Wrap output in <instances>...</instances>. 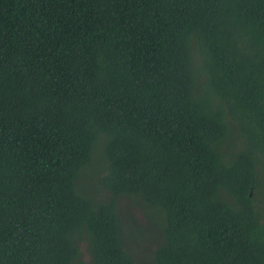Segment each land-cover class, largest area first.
<instances>
[{"label":"trees","instance_id":"16d2710c","mask_svg":"<svg viewBox=\"0 0 264 264\" xmlns=\"http://www.w3.org/2000/svg\"><path fill=\"white\" fill-rule=\"evenodd\" d=\"M0 264H264V0H0Z\"/></svg>","mask_w":264,"mask_h":264},{"label":"rangeland","instance_id":"374dc122","mask_svg":"<svg viewBox=\"0 0 264 264\" xmlns=\"http://www.w3.org/2000/svg\"><path fill=\"white\" fill-rule=\"evenodd\" d=\"M128 201H130L129 199H127Z\"/></svg>","mask_w":264,"mask_h":264}]
</instances>
